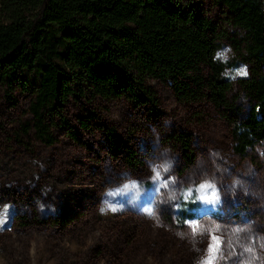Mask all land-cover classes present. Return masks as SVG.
Instances as JSON below:
<instances>
[{
  "label": "rangeland",
  "instance_id": "374dc122",
  "mask_svg": "<svg viewBox=\"0 0 264 264\" xmlns=\"http://www.w3.org/2000/svg\"><path fill=\"white\" fill-rule=\"evenodd\" d=\"M176 1L214 25L218 60L239 62L226 76L229 100L245 112L246 34L219 0ZM226 48L224 60L217 54ZM241 66L247 76L236 75ZM37 84L34 73H20L9 98L0 94V264H201L213 235L220 241L213 264H264V149L256 163L234 155L214 107L178 102L155 79L145 82L152 103L74 96L58 108L68 126L55 119L56 142L47 147L20 132ZM206 181L215 183V204L195 191ZM188 199L199 203V218L179 227L175 211ZM192 223L204 231L193 233Z\"/></svg>",
  "mask_w": 264,
  "mask_h": 264
},
{
  "label": "trees",
  "instance_id": "16d2710c",
  "mask_svg": "<svg viewBox=\"0 0 264 264\" xmlns=\"http://www.w3.org/2000/svg\"><path fill=\"white\" fill-rule=\"evenodd\" d=\"M219 1L247 36L244 59L251 67L241 87L251 105L245 112L229 100L226 76L239 62L218 60L214 25L176 0H0V94L9 98L20 73L38 76L22 137L54 145L51 125L58 119L68 126L58 108L74 96L152 103L155 93L145 82L155 79L168 83L178 102L219 111L232 153L256 163V149H264V0ZM179 141L190 155V140ZM197 209L196 201H182L176 225L198 219Z\"/></svg>",
  "mask_w": 264,
  "mask_h": 264
},
{
  "label": "snow or ice",
  "instance_id": "6c2138e0",
  "mask_svg": "<svg viewBox=\"0 0 264 264\" xmlns=\"http://www.w3.org/2000/svg\"><path fill=\"white\" fill-rule=\"evenodd\" d=\"M240 75H247V72H241ZM169 165L165 164L164 165V171L168 170ZM154 177L153 179H160L161 176V172L159 169H154ZM162 186H166V185H162ZM127 187V186H126ZM132 187H135V185H132ZM209 190H211L210 194H209ZM195 191L199 192V199L208 203H212L215 204L219 201V195H218V191L216 189L215 183L214 181H206L202 184L199 185L198 188L195 189ZM187 196H191L192 195V189H189L188 192L186 193ZM115 210V209H113ZM149 211H151L149 209ZM4 223V219L0 218V225H3ZM193 233H196L198 231L202 232L204 231L203 228L198 227L195 223H192L191 225ZM215 231H217V228H212L210 230V232L214 233ZM219 245H220V241L216 236H212L211 240H210V244H209V248H208V256L206 257L205 260H203L201 262V264H213L215 258H216V252L219 250ZM246 251H248L249 253L253 252V249L251 247L247 248ZM254 254H253V259H254ZM250 264V262H249Z\"/></svg>",
  "mask_w": 264,
  "mask_h": 264
},
{
  "label": "clouds",
  "instance_id": "9594fccd",
  "mask_svg": "<svg viewBox=\"0 0 264 264\" xmlns=\"http://www.w3.org/2000/svg\"><path fill=\"white\" fill-rule=\"evenodd\" d=\"M227 52H231V49L230 48H226L224 53H218L217 55L221 59L227 60L228 59V56L226 55ZM242 71L243 72H247V67L246 66H241V68L239 70H237L236 75H238V76H244V75H240V73ZM247 75H248V72H247ZM41 207H43V206H41Z\"/></svg>",
  "mask_w": 264,
  "mask_h": 264
}]
</instances>
